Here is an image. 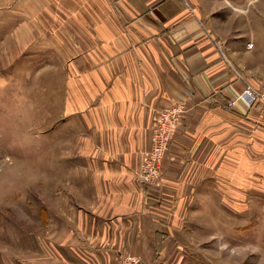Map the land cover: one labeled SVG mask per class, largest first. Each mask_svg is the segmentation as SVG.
I'll return each instance as SVG.
<instances>
[{"label": "crops", "instance_id": "1", "mask_svg": "<svg viewBox=\"0 0 264 264\" xmlns=\"http://www.w3.org/2000/svg\"><path fill=\"white\" fill-rule=\"evenodd\" d=\"M42 1L70 52L69 153L58 159L72 163L63 174L53 165L52 178L67 175L77 201L53 214L50 253L39 237L16 261L115 264L131 255L187 264L176 229L187 196H245L253 183L264 192V106L233 104L243 84L182 0ZM177 105L184 113L162 185L144 186L138 170L158 116Z\"/></svg>", "mask_w": 264, "mask_h": 264}, {"label": "rangeland", "instance_id": "2", "mask_svg": "<svg viewBox=\"0 0 264 264\" xmlns=\"http://www.w3.org/2000/svg\"><path fill=\"white\" fill-rule=\"evenodd\" d=\"M182 1L206 20L212 39L208 38L218 54L223 52L228 61L220 55L222 60L243 77L237 80L261 86L264 0ZM52 6L42 0H0V264L6 257L20 264L26 256L21 247L31 250L39 237L45 238L41 245L50 253L53 214L57 217L62 205L77 201L66 184L67 175L52 178L53 165L63 174L72 163L58 159L69 153L71 71L68 36L53 34V23L46 18ZM175 127L152 187L162 185ZM255 185L245 196L222 189L218 195L187 196L179 212L182 223L176 227L185 242L182 262L264 264V192Z\"/></svg>", "mask_w": 264, "mask_h": 264}, {"label": "built area", "instance_id": "3", "mask_svg": "<svg viewBox=\"0 0 264 264\" xmlns=\"http://www.w3.org/2000/svg\"><path fill=\"white\" fill-rule=\"evenodd\" d=\"M209 36V34H208ZM210 37V36H209ZM210 39H212L210 37ZM220 52V50H218ZM220 55L227 62L226 55L221 52ZM233 71V70H232ZM236 78L243 81V77L234 70ZM234 93L233 104L241 102L249 108L264 106V83L261 86H254L244 81L243 89ZM184 113L181 105L169 108L159 114L157 125L154 128L152 136V147L144 154V160L140 164L138 177L140 182L147 187L155 186L161 173V164L164 160L172 133V129ZM120 264H147L142 258L126 255L123 256Z\"/></svg>", "mask_w": 264, "mask_h": 264}]
</instances>
